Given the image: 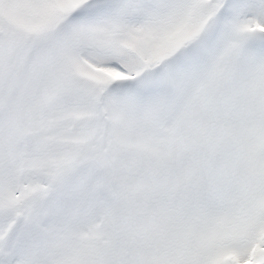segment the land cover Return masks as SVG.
Instances as JSON below:
<instances>
[{
  "label": "snow or ice",
  "instance_id": "snow-or-ice-1",
  "mask_svg": "<svg viewBox=\"0 0 264 264\" xmlns=\"http://www.w3.org/2000/svg\"><path fill=\"white\" fill-rule=\"evenodd\" d=\"M0 264H264V0H0Z\"/></svg>",
  "mask_w": 264,
  "mask_h": 264
}]
</instances>
